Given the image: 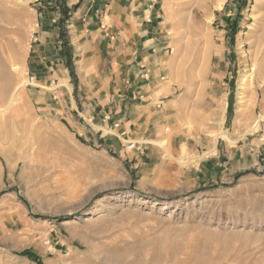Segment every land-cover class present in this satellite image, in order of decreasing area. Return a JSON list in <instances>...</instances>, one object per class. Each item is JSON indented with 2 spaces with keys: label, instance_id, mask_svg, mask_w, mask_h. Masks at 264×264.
<instances>
[{
  "label": "rangeland",
  "instance_id": "1",
  "mask_svg": "<svg viewBox=\"0 0 264 264\" xmlns=\"http://www.w3.org/2000/svg\"><path fill=\"white\" fill-rule=\"evenodd\" d=\"M61 5L0 0V106L20 87L0 115V264H264V0H160L161 133L126 145L69 124L79 78ZM54 16L48 58L65 63L50 75H68L41 84L35 38Z\"/></svg>",
  "mask_w": 264,
  "mask_h": 264
},
{
  "label": "crops",
  "instance_id": "2",
  "mask_svg": "<svg viewBox=\"0 0 264 264\" xmlns=\"http://www.w3.org/2000/svg\"><path fill=\"white\" fill-rule=\"evenodd\" d=\"M159 4L160 0H63L61 12L69 16L64 28L77 58L79 107L68 90L65 99L71 111L69 124L78 128L79 135L110 136L126 145L125 137L147 141L140 135L161 131L159 123L153 124L157 118L154 111H160L164 104L160 92L171 87L163 77L169 47L165 45ZM53 23L55 16L40 22L38 28L43 32L35 38L34 52L42 56L39 63L47 69L38 78L41 84L50 77L58 78L62 71L50 75L52 66L65 63L60 52L53 61L48 58V45L57 37L58 28ZM63 72L61 76L68 75Z\"/></svg>",
  "mask_w": 264,
  "mask_h": 264
},
{
  "label": "bare ground",
  "instance_id": "3",
  "mask_svg": "<svg viewBox=\"0 0 264 264\" xmlns=\"http://www.w3.org/2000/svg\"><path fill=\"white\" fill-rule=\"evenodd\" d=\"M219 3H221V1L219 2ZM219 6V5H218ZM208 42H209V40H208ZM210 45V44H209ZM208 46V45H207ZM9 64V63H8ZM256 65H255V61H254V64H253V67H255ZM10 69H11V67H10ZM15 68H14V66H13V70H14ZM254 70V69H253ZM247 84V82H246V80L243 78L242 80H241V82H240V85H239V91L241 90V92H239V99H242V97L240 96V95H242V90L244 89V87H245V85ZM13 87V86H12ZM19 88L20 87H16L15 89H14V91H12V93H11V95L9 96V98L6 100V102H5V104H3L2 106H0V115H4V113L5 112H7V111H9L14 105H15V103L19 100V96H18V90H19ZM8 92V91H7ZM7 94V93H6ZM0 96H1V94H0ZM3 99V98H2ZM1 100V99H0ZM16 106V105H15ZM220 109H219V111H220V114L222 115V119H223V115H224V112H225V105H221L220 107H219ZM16 109V108H15ZM145 117H146V115H145ZM148 119H149V117H147ZM0 119H2V118H0ZM148 119L147 120H145V121H148ZM222 119H221V122H222ZM143 120V119H142ZM157 120V119H156ZM155 120V121H156ZM261 120H264V116H261V117H259V119H257L256 121H255V123L253 124V126H252V130H254V129H256L257 128V126H258V123H259V121H261ZM147 123V122H146ZM155 123V122H154ZM153 123V124H154ZM157 124V123H156ZM141 125V124H140ZM155 125V124H154ZM164 130V129H163ZM249 131V130H248ZM161 133V132H160ZM163 133V132H162ZM161 135V134H160ZM168 137H170V136H168ZM227 140L229 141V139L227 138ZM152 144L154 143V144H156L157 146H159L161 149H162V151H163V156L162 157H164V158H168V159H171V158H174V157H172V155L169 153V151L164 147V145L161 143V142H151ZM155 145V146H156ZM234 146V145H233ZM157 148V147H156ZM154 149V148H153ZM182 151H180V153L182 152L183 154H180V155H182V157L181 156H179V157H181V159L182 158H186V159H188L187 158V155L185 154V147L184 146H182ZM161 151V150H160ZM161 155V154H160ZM176 158V157H175ZM174 158V159H175ZM190 159V158H189ZM164 160V159H163ZM175 160H177V162L178 163H184V162H182L181 160H178V159H175ZM191 160H192V158H191ZM194 160V159H193ZM192 160V161H193ZM188 161V160H187ZM191 161V162H192ZM190 162V161H189ZM194 162V161H193ZM185 165V164H184Z\"/></svg>",
  "mask_w": 264,
  "mask_h": 264
},
{
  "label": "trees",
  "instance_id": "4",
  "mask_svg": "<svg viewBox=\"0 0 264 264\" xmlns=\"http://www.w3.org/2000/svg\"><path fill=\"white\" fill-rule=\"evenodd\" d=\"M67 18L65 17V15H63V21H65ZM232 93H230L229 95V103H228V112H227V116H228V119L230 118L231 116V109H232Z\"/></svg>",
  "mask_w": 264,
  "mask_h": 264
},
{
  "label": "built area",
  "instance_id": "5",
  "mask_svg": "<svg viewBox=\"0 0 264 264\" xmlns=\"http://www.w3.org/2000/svg\"><path fill=\"white\" fill-rule=\"evenodd\" d=\"M29 82H30V84H32V83H34L35 82V76H30L29 77ZM128 145V144H127ZM133 148H134V144H130L129 143V145L126 147V149L127 150H133Z\"/></svg>",
  "mask_w": 264,
  "mask_h": 264
}]
</instances>
